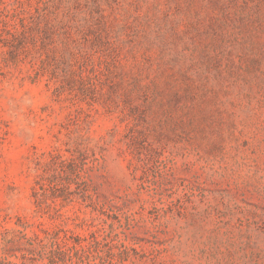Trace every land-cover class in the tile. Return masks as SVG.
<instances>
[{"label":"rangeland","instance_id":"374dc122","mask_svg":"<svg viewBox=\"0 0 264 264\" xmlns=\"http://www.w3.org/2000/svg\"><path fill=\"white\" fill-rule=\"evenodd\" d=\"M0 264H264V0H0Z\"/></svg>","mask_w":264,"mask_h":264}]
</instances>
